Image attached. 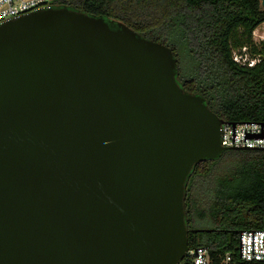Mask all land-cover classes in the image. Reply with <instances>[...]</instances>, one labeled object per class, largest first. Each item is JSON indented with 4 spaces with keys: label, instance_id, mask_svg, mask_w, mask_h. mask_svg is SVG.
<instances>
[{
    "label": "water",
    "instance_id": "95a60500",
    "mask_svg": "<svg viewBox=\"0 0 264 264\" xmlns=\"http://www.w3.org/2000/svg\"><path fill=\"white\" fill-rule=\"evenodd\" d=\"M224 122L169 47L124 23L68 8L4 22L0 264H179L195 167L250 151L222 147Z\"/></svg>",
    "mask_w": 264,
    "mask_h": 264
},
{
    "label": "trees",
    "instance_id": "16d2710c",
    "mask_svg": "<svg viewBox=\"0 0 264 264\" xmlns=\"http://www.w3.org/2000/svg\"><path fill=\"white\" fill-rule=\"evenodd\" d=\"M53 6L124 23L164 44L177 60L179 84L205 98L220 119L264 122V43L253 44L264 23L262 0H54ZM235 52L246 61H235ZM186 212L189 249L207 247L216 261L232 253L234 264H246L238 258L239 235L262 227L264 151L228 150L199 163ZM198 223L209 227L198 230Z\"/></svg>",
    "mask_w": 264,
    "mask_h": 264
},
{
    "label": "built area",
    "instance_id": "2783aa9c",
    "mask_svg": "<svg viewBox=\"0 0 264 264\" xmlns=\"http://www.w3.org/2000/svg\"><path fill=\"white\" fill-rule=\"evenodd\" d=\"M54 0H0V25L17 17L55 8ZM221 145L224 148L264 150V122H224L221 125ZM238 258L246 264H264V219L258 230L243 231L239 235ZM179 264H234L232 253L218 261L207 247L189 249Z\"/></svg>",
    "mask_w": 264,
    "mask_h": 264
},
{
    "label": "rangeland",
    "instance_id": "374dc122",
    "mask_svg": "<svg viewBox=\"0 0 264 264\" xmlns=\"http://www.w3.org/2000/svg\"><path fill=\"white\" fill-rule=\"evenodd\" d=\"M262 43H264V23L257 28V30L254 32V35H253V44L254 45L260 47ZM245 52H247V51L244 50L243 53H245ZM247 58H249V57H247ZM234 59L237 62H240L241 61V57L239 56V52H235ZM245 61H246V58H244V60L241 61V62L244 63ZM248 62L250 64H254L257 61L256 60H251V61H248ZM195 227L198 230H200V229H207L209 227V224L198 223V224L195 225Z\"/></svg>",
    "mask_w": 264,
    "mask_h": 264
}]
</instances>
